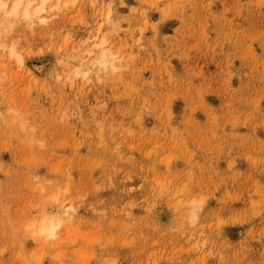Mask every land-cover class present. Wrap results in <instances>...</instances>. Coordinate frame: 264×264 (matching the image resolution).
I'll return each mask as SVG.
<instances>
[{
  "label": "rangeland",
  "instance_id": "obj_1",
  "mask_svg": "<svg viewBox=\"0 0 264 264\" xmlns=\"http://www.w3.org/2000/svg\"><path fill=\"white\" fill-rule=\"evenodd\" d=\"M0 32V264H264V0H48Z\"/></svg>",
  "mask_w": 264,
  "mask_h": 264
},
{
  "label": "bare ground",
  "instance_id": "obj_2",
  "mask_svg": "<svg viewBox=\"0 0 264 264\" xmlns=\"http://www.w3.org/2000/svg\"><path fill=\"white\" fill-rule=\"evenodd\" d=\"M48 0H0V12L1 15H4L5 13V17L9 18V17H18L20 15H22L23 17L32 20V17L35 16L36 14H39L40 12H42L43 10H45L46 7V2ZM35 4V7L32 9V6ZM2 33L0 32V35ZM2 36V35H1ZM104 43V41L101 42V44ZM1 46L4 47L3 42L2 44L0 43ZM100 46V45H99ZM101 47V46H100ZM13 48V46H12ZM11 49V48H10ZM101 51V50H100ZM99 51V52H100ZM111 51V50H110ZM109 51V52H110ZM113 51V50H112ZM108 50L104 49L102 50V52H100V56L98 57L99 59H97L95 62H93L92 64H98L106 69V68H112L115 69V64L113 62L114 59H116L115 55H112L111 53H109ZM17 52L14 51V49H12V53H10V55L12 54H16ZM113 53V52H112ZM17 55V61H22V59L19 58V53L16 54ZM15 55V56H16ZM89 55V54H88ZM118 56V55H117ZM87 57V56H86ZM22 63V62H21ZM91 63V62H90ZM82 64V63H81ZM82 66V65H81ZM93 68V67H92ZM96 68V67H95ZM97 69V68H96ZM103 69V70H104ZM79 71V70H78ZM99 71V70H98ZM194 204V201H193ZM198 206V205H196ZM195 211L192 209L191 210V221H193V219H195ZM48 230L47 234L48 235H53V230H54V226L52 224L49 225V227H47L46 229H42L41 232Z\"/></svg>",
  "mask_w": 264,
  "mask_h": 264
}]
</instances>
